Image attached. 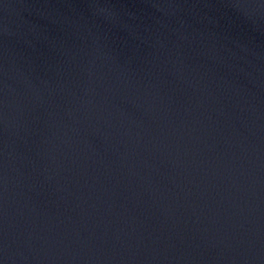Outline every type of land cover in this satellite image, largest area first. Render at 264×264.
Listing matches in <instances>:
<instances>
[{"label": "water", "instance_id": "95a60500", "mask_svg": "<svg viewBox=\"0 0 264 264\" xmlns=\"http://www.w3.org/2000/svg\"><path fill=\"white\" fill-rule=\"evenodd\" d=\"M0 264H264V0H0Z\"/></svg>", "mask_w": 264, "mask_h": 264}]
</instances>
